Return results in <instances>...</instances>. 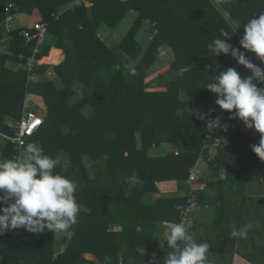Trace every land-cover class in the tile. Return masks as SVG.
I'll return each mask as SVG.
<instances>
[{
    "label": "trees",
    "instance_id": "obj_1",
    "mask_svg": "<svg viewBox=\"0 0 264 264\" xmlns=\"http://www.w3.org/2000/svg\"><path fill=\"white\" fill-rule=\"evenodd\" d=\"M11 3L14 15L38 11L48 24L47 39L55 43H45L38 58L48 57L55 47L64 51L65 60L58 66L38 65L36 80L29 81L20 55L30 57L34 44H26L23 29L0 26V135L15 136L8 122L21 118L27 93L42 97L44 126L28 143H37L45 155L59 160L54 172L75 180L77 202L90 211L80 213L65 230L63 251L57 245L60 232L20 228L0 234V264H119L121 257L126 264L144 263L165 232L160 224L179 221L189 170L213 130L223 147L206 170V188L198 192L200 208L188 230L197 242L209 244L205 264H233L235 256L264 264V187L259 158L251 150L261 136L223 110L220 127L208 128V120L220 115L216 95L204 87L228 68L242 77L251 74L230 54L215 56L208 44L227 32L226 42L240 48L243 24L264 11V0H216L215 5L213 0H0V22ZM218 8L239 22L236 32ZM133 11L138 13L134 24L117 47H109L98 34L100 28L115 29ZM145 23L157 30L146 49L137 41ZM165 46L174 50L169 65L160 58ZM56 56L48 59L56 61ZM159 63L168 67L151 71ZM52 70L56 80L45 77ZM167 72L181 76L162 86ZM155 84L167 90L152 91ZM183 95L191 99L198 117ZM2 140V160L14 159L15 146ZM164 143L167 154L153 155V148ZM134 172L141 183L130 186ZM167 181H176L184 194L149 200L159 193L157 184ZM232 223L251 224L247 237H232ZM169 251L166 243L153 264H162ZM87 253L96 261L85 258Z\"/></svg>",
    "mask_w": 264,
    "mask_h": 264
},
{
    "label": "clouds",
    "instance_id": "obj_2",
    "mask_svg": "<svg viewBox=\"0 0 264 264\" xmlns=\"http://www.w3.org/2000/svg\"><path fill=\"white\" fill-rule=\"evenodd\" d=\"M217 11L229 25H235L233 33L241 27L229 11L223 8ZM243 26L244 34L239 45L245 51L226 42L227 32L222 33V39L212 40L208 48L215 56L230 54L251 74L242 77L235 68H228L204 87L216 95L215 103L219 109L233 113L229 119L238 118L246 128L260 134L259 144L252 145L251 150L264 161V87L254 83L264 84V69L246 55L252 53L264 63V11ZM207 127H220L219 118L208 120ZM227 128L228 125H224L225 131ZM58 163L57 158L45 155L42 147L34 142L28 143L14 159L0 161V233L20 228L31 233H42L45 229L61 232L74 224L80 213L90 211L77 202L78 184L75 180L54 172ZM128 182L130 186L141 183L135 172ZM230 227L232 237L246 238L252 225L237 227L232 223ZM165 239L172 251L168 252L162 264H205L209 244L197 242L183 221L169 223Z\"/></svg>",
    "mask_w": 264,
    "mask_h": 264
},
{
    "label": "built area",
    "instance_id": "obj_3",
    "mask_svg": "<svg viewBox=\"0 0 264 264\" xmlns=\"http://www.w3.org/2000/svg\"><path fill=\"white\" fill-rule=\"evenodd\" d=\"M15 9L14 5L11 3L5 7L4 20L0 22V26L5 24V26L10 31L11 24L15 21L16 15L12 13ZM10 24V25H9ZM49 32L48 24L41 19L35 21L31 27L24 28L21 31V36L26 40V44H34L32 55L26 58L23 54L20 55L21 60H25L26 63L22 66L29 72V81H35V76L33 72L38 65L52 63L46 62V58H38L41 49L44 47L47 36ZM251 62L262 64V69H264V63H261L260 59L254 54L250 53ZM48 59V58H47ZM38 106L30 98V93L26 94L25 100L22 106L21 118L15 120L12 127L16 130L15 136L12 138L7 136H1L3 139L10 141L17 151V155H20L23 149L26 147L28 142L42 129L44 126V118L40 116L37 112ZM216 112L220 115V121L225 117L221 114V109L217 106ZM223 147L222 139L216 135V132L210 131L204 138L202 142L201 151L196 163L190 168L188 179L186 181L187 190L185 192L186 201L184 204L178 207L180 218L178 222H184L187 229H189L194 223V216L200 208L198 201V192L201 191V187L205 183L206 170L211 162L215 160L213 152L218 153V150ZM175 155H179V150L175 151ZM15 156V157H16ZM222 177H225L222 175ZM168 227L166 228L160 243L153 250L148 251L147 260L142 264H153L155 259L158 257L159 252L163 250L166 246L165 234ZM119 264H126L124 258H120Z\"/></svg>",
    "mask_w": 264,
    "mask_h": 264
},
{
    "label": "crops",
    "instance_id": "obj_4",
    "mask_svg": "<svg viewBox=\"0 0 264 264\" xmlns=\"http://www.w3.org/2000/svg\"><path fill=\"white\" fill-rule=\"evenodd\" d=\"M121 1H123V2H125V1H128V0H121ZM87 6H88V4H87ZM64 9H62V11H63ZM33 17H35L36 19H35V21H38V20H40V14L38 13V11H35L33 14H31ZM135 16H136V12H132L130 15H128L122 22H121V24L126 20V19H131V22H134L135 20ZM40 17V18H39ZM15 20H16V18H15ZM34 21V22H35ZM15 22V21H14ZM33 22V23H34ZM33 23L29 26H27L26 24H22L21 25V27L20 28H18V27H15V28H12L11 27V29H10V31H12V30H15V29H24V28H27V27H31L32 25H33ZM120 24V25H121ZM132 24H134V23H132ZM146 24V23H145ZM150 26H152L153 27V29H154V31H152V32H150V31H148L147 29L150 27ZM115 31H114V29H112L111 27H109V26H107V25H104V26H102L101 28H100V30H99V32H98V34H99V36L100 37H102V39H105V40H111V42H114L113 40L115 39V35L114 34H116V33H118V32H116V33H114ZM128 32V31H127ZM126 32V33H127ZM126 35V34H125ZM124 35V36H125ZM157 35V30H156V28H155V25L154 24H152V23H147V25H144L143 26V28L141 29V31L138 33V35H137V41L139 42V44L145 49V47L147 46V45H149V43L155 38V36ZM146 37V38H145ZM48 39H51L52 40V42L51 43H55V39H53V38H51V37H49ZM122 39L123 38H121L120 40L122 41ZM141 41H142V43H141ZM117 42H119V40H116L114 43H115V45H111L110 43H108V41L106 42L107 43V45L109 46V47H117L118 46V44H117ZM121 43V42H120ZM52 54H57V56H56V61H57V63L56 64H51V65H53V66H58V65H60L62 62H64V60H65V55H64V51L62 50V49H59V48H52L51 49V52H50V55L48 56V57H45L46 58V62H47V58H49ZM172 54H173V58H172ZM160 58H161V60H162V62H164V63H166L167 65H169V62H171L173 59H174V50L173 49H171L170 47H167V46H165V47H163L162 49H161V54H160ZM168 60H169V62H168ZM55 61V62H56ZM48 63V62H47ZM51 63V62H50ZM168 67V66H167ZM158 72V71H157ZM156 73V72H155ZM55 76V78H54V80H56V78H57V74H56V72L54 71V70H52V72L50 73V72H48L46 75H45V77H47V78H49V77H54ZM176 77H162V84L164 83V84H166L169 80L171 81L172 79H175ZM164 84L162 85V86H164ZM155 86L156 87H158V84H155ZM154 87V86H153ZM167 89L165 88V87H158V88H152V91H166ZM30 98L33 100V101H35V102H37L38 103V109H37V112H41L42 114H44L45 113V111H46V105H45V102H44V99L42 98V97H40V96H37V95H35V94H32V93H30ZM182 99L186 102V104L189 106V110L191 111V112H193L194 113V115H196L197 117L199 116V114H198V112H197V110L195 109V107H194V104H193V102L191 101V99L188 97V96H185V95H183L182 96ZM9 123V125L12 127V125H14V123H15V120H10V122H8ZM13 128V127H12ZM247 130H250V129H248L247 128ZM3 138L1 137V135H0V161H3L2 160V155H3V147H4V143H3V141L4 140H2ZM137 143H138V146H140V140L137 138ZM165 147H167L168 148V144L167 143H164V148ZM164 148H162V149H164ZM156 150H159V148H156V149H154V150H152V152L153 151H156ZM168 152V151H167ZM167 152H162L160 155H165V153L167 154ZM153 154V153H152ZM213 155L216 157V155H217V153H215V152H213ZM259 162H260V168H261V183H262V186L264 187V161H261L260 159H259ZM222 175H224L225 177H222L221 176V180H223V181H225L226 180V172L225 171H223L222 173H221ZM206 183H207V177L205 178V183H204V185L201 187V191L202 190H204L205 188H206ZM157 188H158V190H159V193H157V194H154L153 196H150L149 197V200H153V201H155L158 197H161V196H178V195H183L184 193H183V191L184 190H181L180 188H179V186H178V183L176 182V181H167V182H160V183H158L157 184ZM11 202H14V201H9V203H11ZM197 214V213H196ZM202 216H204V215H201V217ZM195 217H196V215H195ZM168 224L169 223H162V224H160L161 225V227H163V228H165V230H166V228L168 227ZM14 229H9V230H5L4 232H2V233H5V232H12ZM164 230V231H165ZM2 233H0V234H2ZM61 249H62V251L63 250H65V248L64 247H61ZM235 257H238V256H235ZM240 257V256H239ZM85 258H87V259H89V260H92V261H96L95 259V256L93 255V254H89V253H87L86 255H85ZM236 258H234V260H235Z\"/></svg>",
    "mask_w": 264,
    "mask_h": 264
},
{
    "label": "rangeland",
    "instance_id": "obj_5",
    "mask_svg": "<svg viewBox=\"0 0 264 264\" xmlns=\"http://www.w3.org/2000/svg\"><path fill=\"white\" fill-rule=\"evenodd\" d=\"M88 6H89V4H88ZM138 14V13H137ZM136 14V16H135V21H136V19H137V15ZM40 18V17H39ZM35 17H33L31 14H23V13H21V14H16V20H15V22H13L12 24H11V27L12 28H15V27H18V28H20L21 27V25L22 24H26L27 26L29 25H31L34 21H35ZM134 21V22H135ZM134 22H131V19H126L121 25H119L118 27H116L115 29H114V33H116V32H118V33H116V34H114L116 37H115V39L113 40L114 42L116 41V40H119V42H117V44L119 45L120 44V42H121V38H123L124 37V35L126 34V32L127 31H129L130 30V28H131V26L133 25L132 23H134ZM10 25V24H9ZM145 25H147V23L145 24ZM7 28V27H6ZM8 29V28H7ZM148 31H150V32H152V31H154V29H153V27L152 26H150L148 29H147ZM146 38V37H145ZM108 41V43H110L111 45H115V43L114 42H111V40H106V42ZM51 42H52V40L51 39H46V45L47 44H51ZM141 43H142V41H141ZM54 45V44H53ZM148 47V45L145 47V49ZM172 58H173V54H172ZM47 62H51L52 64H54L55 63V60H53L52 59V61H51V59H47ZM168 62H169V60H168ZM163 67H164V69L165 68H167L166 67V65L164 64V63H159L157 66H155L151 71H153V72H157V71H159V70H163ZM168 73V72H167ZM178 76H181V73H168L167 75H164V77H178ZM50 79H54L55 78V76L54 77H49ZM162 83V82H161ZM153 88H157L155 85H154V87ZM77 90H78V96H79V98L78 99H80L81 97H82V87H80V86H78L77 87ZM78 99L77 98H74V103L75 104H77L78 103ZM34 103L37 105V106H39L38 105V103L37 102H35L34 101ZM38 114L40 115V116H42V113L41 112H38ZM137 138L140 140V144H141V136H140V133H138L137 134ZM156 148H159V150H156V151H153L152 153H153V155H160L162 152H167V151H169V149L167 148V147H165L164 148V144H162L160 147H154L153 148V150L154 149H156ZM162 148H164V149H162ZM166 154V153H165ZM164 155V154H163ZM64 163L65 164H67V161L64 159ZM98 163H100V162H98ZM59 239L57 240V245H58V249L59 250H61L62 251V249H61V247H64L65 248V245H63V243H62V239H64V237H65V230L64 231H61L60 233H59ZM68 236L70 237L71 236V234H68ZM236 259L233 261V264H249L247 261H245L243 258H241V257H235Z\"/></svg>",
    "mask_w": 264,
    "mask_h": 264
},
{
    "label": "water",
    "instance_id": "obj_6",
    "mask_svg": "<svg viewBox=\"0 0 264 264\" xmlns=\"http://www.w3.org/2000/svg\"><path fill=\"white\" fill-rule=\"evenodd\" d=\"M98 162H100V160H98Z\"/></svg>",
    "mask_w": 264,
    "mask_h": 264
}]
</instances>
